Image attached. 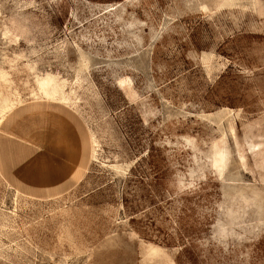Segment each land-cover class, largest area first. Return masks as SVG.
Returning <instances> with one entry per match:
<instances>
[{
  "label": "rangeland",
  "instance_id": "374dc122",
  "mask_svg": "<svg viewBox=\"0 0 264 264\" xmlns=\"http://www.w3.org/2000/svg\"><path fill=\"white\" fill-rule=\"evenodd\" d=\"M0 264H264V0H0Z\"/></svg>",
  "mask_w": 264,
  "mask_h": 264
}]
</instances>
